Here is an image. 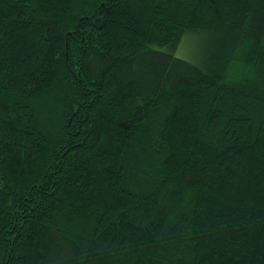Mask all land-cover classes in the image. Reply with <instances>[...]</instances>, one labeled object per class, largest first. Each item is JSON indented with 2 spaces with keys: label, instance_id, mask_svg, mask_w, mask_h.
I'll list each match as a JSON object with an SVG mask.
<instances>
[{
  "label": "trees",
  "instance_id": "obj_1",
  "mask_svg": "<svg viewBox=\"0 0 264 264\" xmlns=\"http://www.w3.org/2000/svg\"><path fill=\"white\" fill-rule=\"evenodd\" d=\"M0 264H264V0H0Z\"/></svg>",
  "mask_w": 264,
  "mask_h": 264
},
{
  "label": "rangeland",
  "instance_id": "obj_2",
  "mask_svg": "<svg viewBox=\"0 0 264 264\" xmlns=\"http://www.w3.org/2000/svg\"><path fill=\"white\" fill-rule=\"evenodd\" d=\"M198 38L190 36L189 39L180 46V49L176 52L178 56L184 57L189 60H194L199 57L200 49L197 43Z\"/></svg>",
  "mask_w": 264,
  "mask_h": 264
}]
</instances>
